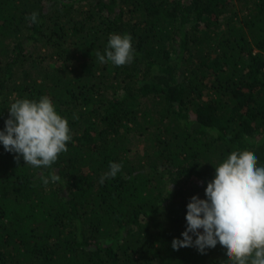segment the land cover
I'll return each mask as SVG.
<instances>
[{
    "label": "trees",
    "instance_id": "obj_1",
    "mask_svg": "<svg viewBox=\"0 0 264 264\" xmlns=\"http://www.w3.org/2000/svg\"><path fill=\"white\" fill-rule=\"evenodd\" d=\"M43 96L71 140L39 168L0 143V264H231L172 241L233 151L264 166V0H0V131Z\"/></svg>",
    "mask_w": 264,
    "mask_h": 264
},
{
    "label": "clouds",
    "instance_id": "obj_2",
    "mask_svg": "<svg viewBox=\"0 0 264 264\" xmlns=\"http://www.w3.org/2000/svg\"><path fill=\"white\" fill-rule=\"evenodd\" d=\"M37 18L35 12L26 17L32 23ZM96 55L100 63H130L134 57L131 35L110 34L105 54ZM8 111L10 118L0 131V143L7 152L18 154L17 163L22 157L26 165L50 167L61 153L68 151V120L56 112L47 96L39 101L17 99ZM121 168L122 165L110 162L109 171L100 182L115 178ZM50 178L53 182L60 179L55 171ZM172 188L173 185L171 191ZM205 195L207 199L191 198L183 239H174L172 248L179 251L195 247L206 254V249L219 244L226 249L231 264H264V166H257L255 154L233 151L215 167V178L208 183Z\"/></svg>",
    "mask_w": 264,
    "mask_h": 264
},
{
    "label": "rangeland",
    "instance_id": "obj_3",
    "mask_svg": "<svg viewBox=\"0 0 264 264\" xmlns=\"http://www.w3.org/2000/svg\"><path fill=\"white\" fill-rule=\"evenodd\" d=\"M140 148V146L139 145H137V149H139Z\"/></svg>",
    "mask_w": 264,
    "mask_h": 264
}]
</instances>
